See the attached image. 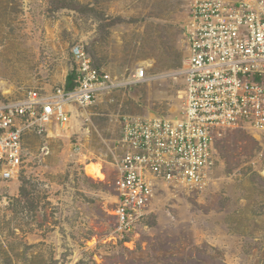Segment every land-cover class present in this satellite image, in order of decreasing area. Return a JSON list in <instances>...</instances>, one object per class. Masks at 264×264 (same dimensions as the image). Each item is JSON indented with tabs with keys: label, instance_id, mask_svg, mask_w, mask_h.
<instances>
[{
	"label": "rangeland",
	"instance_id": "rangeland-1",
	"mask_svg": "<svg viewBox=\"0 0 264 264\" xmlns=\"http://www.w3.org/2000/svg\"><path fill=\"white\" fill-rule=\"evenodd\" d=\"M190 3L0 0L1 92L65 86L77 44L123 82L74 110L72 127L25 138L18 177L0 182V264H264V135L247 129L215 138L203 190L161 187L135 232L115 233L122 123L181 116ZM142 67L147 81L125 86Z\"/></svg>",
	"mask_w": 264,
	"mask_h": 264
},
{
	"label": "built area",
	"instance_id": "built-area-1",
	"mask_svg": "<svg viewBox=\"0 0 264 264\" xmlns=\"http://www.w3.org/2000/svg\"><path fill=\"white\" fill-rule=\"evenodd\" d=\"M184 25L189 54L178 118L126 117L118 161L115 233L126 240L149 214L161 187L203 190L216 166L214 140L226 130L264 135V0H190ZM74 88L30 91L20 98L0 90V182L15 180L29 134L50 136L72 127L86 111L122 85L100 70L85 46L71 49ZM137 70L124 85L147 81Z\"/></svg>",
	"mask_w": 264,
	"mask_h": 264
},
{
	"label": "bare ground",
	"instance_id": "bare-ground-1",
	"mask_svg": "<svg viewBox=\"0 0 264 264\" xmlns=\"http://www.w3.org/2000/svg\"><path fill=\"white\" fill-rule=\"evenodd\" d=\"M88 176L93 177L95 179L104 180L105 176L102 172V166L96 163H90L85 168Z\"/></svg>",
	"mask_w": 264,
	"mask_h": 264
},
{
	"label": "trees",
	"instance_id": "trees-1",
	"mask_svg": "<svg viewBox=\"0 0 264 264\" xmlns=\"http://www.w3.org/2000/svg\"><path fill=\"white\" fill-rule=\"evenodd\" d=\"M65 87H66L67 90H71V89L74 88V73L73 72H72L71 75H69L67 77Z\"/></svg>",
	"mask_w": 264,
	"mask_h": 264
}]
</instances>
